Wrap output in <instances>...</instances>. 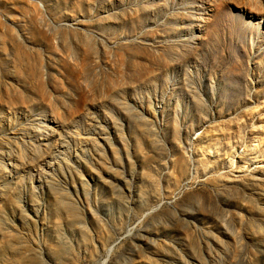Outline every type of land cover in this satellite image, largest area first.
Returning a JSON list of instances; mask_svg holds the SVG:
<instances>
[{
    "label": "rangeland",
    "instance_id": "rangeland-1",
    "mask_svg": "<svg viewBox=\"0 0 264 264\" xmlns=\"http://www.w3.org/2000/svg\"><path fill=\"white\" fill-rule=\"evenodd\" d=\"M0 264H264V0H0Z\"/></svg>",
    "mask_w": 264,
    "mask_h": 264
},
{
    "label": "bare ground",
    "instance_id": "bare-ground-1",
    "mask_svg": "<svg viewBox=\"0 0 264 264\" xmlns=\"http://www.w3.org/2000/svg\"><path fill=\"white\" fill-rule=\"evenodd\" d=\"M110 254V253H109Z\"/></svg>",
    "mask_w": 264,
    "mask_h": 264
}]
</instances>
